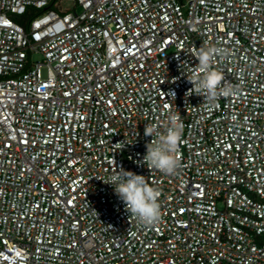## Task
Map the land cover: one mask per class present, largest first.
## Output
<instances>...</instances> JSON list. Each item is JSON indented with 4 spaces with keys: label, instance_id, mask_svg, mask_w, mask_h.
Listing matches in <instances>:
<instances>
[{
    "label": "built area",
    "instance_id": "2783aa9c",
    "mask_svg": "<svg viewBox=\"0 0 264 264\" xmlns=\"http://www.w3.org/2000/svg\"><path fill=\"white\" fill-rule=\"evenodd\" d=\"M62 1L0 0V264H264V0ZM200 46L239 88L212 108L186 94ZM169 113L174 175L143 163ZM115 164L161 190L156 226Z\"/></svg>",
    "mask_w": 264,
    "mask_h": 264
},
{
    "label": "clouds",
    "instance_id": "9594fccd",
    "mask_svg": "<svg viewBox=\"0 0 264 264\" xmlns=\"http://www.w3.org/2000/svg\"><path fill=\"white\" fill-rule=\"evenodd\" d=\"M229 55V50L225 48L200 46L194 54L198 63L190 66L191 75L186 76L192 85L186 94L194 93L203 97L204 103L210 108L215 107L221 98L237 96L239 88L225 82L223 72L215 66L218 57ZM171 93L175 97V93ZM183 133L184 123L180 115L174 113H169L163 124L159 121L145 124L144 135L152 137L151 142L146 144V154L143 157V163L148 169H155L167 175L176 174L181 163L178 150ZM121 143L122 141L115 145ZM124 147L125 144L120 150ZM114 167L113 174L103 182L114 189L125 210L139 223L146 227L156 226L161 220V190L152 186L143 175L122 167L117 170L116 164Z\"/></svg>",
    "mask_w": 264,
    "mask_h": 264
},
{
    "label": "rangeland",
    "instance_id": "374dc122",
    "mask_svg": "<svg viewBox=\"0 0 264 264\" xmlns=\"http://www.w3.org/2000/svg\"><path fill=\"white\" fill-rule=\"evenodd\" d=\"M60 6H61L62 10L65 11V10H71V9H73L74 4H73V2H71V1L63 0V1L61 2ZM33 60H34V61H39V60H41V56H39L38 54H35V55L33 56ZM45 73H46V70L43 69V75H44V76H45Z\"/></svg>",
    "mask_w": 264,
    "mask_h": 264
},
{
    "label": "trees",
    "instance_id": "16d2710c",
    "mask_svg": "<svg viewBox=\"0 0 264 264\" xmlns=\"http://www.w3.org/2000/svg\"><path fill=\"white\" fill-rule=\"evenodd\" d=\"M21 23L25 24V22H22V21H21Z\"/></svg>",
    "mask_w": 264,
    "mask_h": 264
}]
</instances>
